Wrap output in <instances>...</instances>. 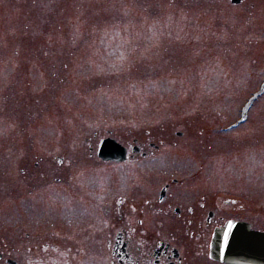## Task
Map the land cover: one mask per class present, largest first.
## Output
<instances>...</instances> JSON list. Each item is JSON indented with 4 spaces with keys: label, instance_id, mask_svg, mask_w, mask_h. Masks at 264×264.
Returning a JSON list of instances; mask_svg holds the SVG:
<instances>
[{
    "label": "rangeland",
    "instance_id": "374dc122",
    "mask_svg": "<svg viewBox=\"0 0 264 264\" xmlns=\"http://www.w3.org/2000/svg\"><path fill=\"white\" fill-rule=\"evenodd\" d=\"M263 80L264 0H0V264H110L108 232L83 234L67 256L5 252L26 243L22 227L51 231L32 229L45 219L57 241H75V226L53 212L84 202L93 180L105 195L177 178L170 200L240 199L249 208L234 213L264 230V87L249 120L227 128ZM108 135L157 150L130 165L89 167V143ZM56 152L72 166L60 183ZM202 211L192 216L194 236L172 217L170 227L148 217L144 228L176 245L182 264H221L209 257L210 235L196 237Z\"/></svg>",
    "mask_w": 264,
    "mask_h": 264
},
{
    "label": "flooded vegetation",
    "instance_id": "af4514ba",
    "mask_svg": "<svg viewBox=\"0 0 264 264\" xmlns=\"http://www.w3.org/2000/svg\"><path fill=\"white\" fill-rule=\"evenodd\" d=\"M230 1L238 2L242 0ZM93 136L97 137V133H94ZM108 137L111 136H104L99 138L96 143H89V148L86 153L89 160L91 159L90 161H87V163H89V167L95 169H106L115 166L130 165L129 163L140 157L146 158L153 155L157 150V146L152 143H150L149 146L154 147L155 150L149 148V146H146L141 142H137L136 140H134V143L133 141L132 143H122L118 140L125 147V151L123 152L125 157L122 160H105L100 156V145L102 140ZM87 140L93 141V139ZM61 156L63 155L56 152L52 157L53 161L57 163V165L54 166V168H56L55 171H57L58 168H65L58 171V174L61 173L62 176L54 173L57 174L54 177L56 183H60L65 177H68V173H71L70 168L72 166L70 165V160ZM75 163L76 162H73V166L76 165ZM21 172L25 173L23 168L21 169ZM93 181L91 183H88L87 181L84 184L85 193L89 196L88 198H83L84 202L78 200V203H73V207L69 210L71 212L68 213H62V208H60V206H57L55 209L56 211L53 212L54 219L51 220H54L57 224L59 223L60 225L62 223L61 225L66 224L70 227L75 226L74 229L71 227L73 235H71V237L68 235L75 241H72L69 244H64L63 241H57L59 239V228L54 225V222H49L50 220L45 219L41 222L35 223V228L32 229L39 227L42 228L43 225L46 224L48 225L47 228H52L51 231L47 230L45 234L39 231L34 235L30 231H22V227L20 237H22L26 243L17 247V249L14 248V245H9L5 248V252L10 254L17 250V252L20 253H31L42 252L43 250L49 249L54 253H60L63 250H66L64 255L67 256L68 252L72 251L73 253L75 250L81 249L79 245L75 244L77 242L84 244V242L80 239L83 234L84 237H89V240L91 241L92 236L96 238V236L100 235V233L108 232V239L106 242L107 245L109 243L111 250L110 264H182L183 258L181 250L176 245H174L170 240L162 238L160 233L155 236L147 233L145 230L146 228H144L146 218L151 217L153 220L158 218L155 220L158 221L157 225L159 227H170L171 220H169V217L174 218L175 222L187 221V226H185L186 232L190 234V236H194V231L190 230V226L194 224L192 216L197 215L199 210H203L202 216L204 217H201L197 224L200 226L202 234L197 233L196 237L200 238L203 235V238L206 241L207 239L209 240L208 236L210 235L211 239L209 241V249L216 229L223 227L229 220L249 222L252 224L253 228L260 229L258 226H254L251 220L239 217L238 214L234 213L236 210H238L237 212H241L245 208H249L246 203L244 204V202L240 201V199H219L215 203H211L212 207L207 205L205 201H201L203 197L201 200L198 199L195 202L189 201L190 204L187 205H184L181 202V200H187L182 199L180 196H177L178 200H170V196L173 197L175 194L177 195L178 187L182 185V180L177 178H172V181L170 180L173 183L167 180L159 187V189L152 188V191H150L147 186L145 190L138 189L137 193H135L136 190L133 191V194L123 190L120 192L114 191L110 193L106 191V194L102 195L104 188L101 187L98 181L96 182L99 186ZM171 184L177 187L173 188ZM173 189L177 190L173 191ZM99 190L101 191L99 192ZM255 212H260L258 207ZM92 215L99 217L98 223L95 224V222H91ZM135 224H139L142 229L135 231ZM142 235H145L147 238ZM45 237L47 239H45ZM48 239L55 240L52 242ZM63 240H65V242L69 241V239ZM201 247L203 248L204 246L201 245ZM2 258L3 254L0 256V259ZM35 258L38 260H35L36 262L42 263V260L38 259L40 258L39 256H36ZM5 262L8 264H18V261L11 257H6ZM23 262L27 263L28 260L25 259ZM51 262L55 264L52 259ZM58 262L59 260L56 261V263Z\"/></svg>",
    "mask_w": 264,
    "mask_h": 264
},
{
    "label": "water",
    "instance_id": "95a60500",
    "mask_svg": "<svg viewBox=\"0 0 264 264\" xmlns=\"http://www.w3.org/2000/svg\"><path fill=\"white\" fill-rule=\"evenodd\" d=\"M125 149L112 139L101 143L100 156L121 159ZM211 258L227 264H264V231L253 229L250 223L228 221L216 229Z\"/></svg>",
    "mask_w": 264,
    "mask_h": 264
}]
</instances>
